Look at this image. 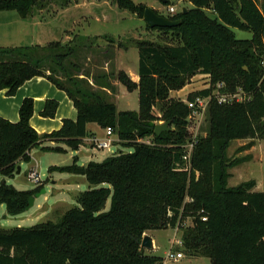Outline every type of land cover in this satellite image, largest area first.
<instances>
[{"label": "trees", "instance_id": "obj_1", "mask_svg": "<svg viewBox=\"0 0 264 264\" xmlns=\"http://www.w3.org/2000/svg\"><path fill=\"white\" fill-rule=\"evenodd\" d=\"M40 1L0 0V11L15 10L26 18ZM185 1L191 4L185 12L181 8L162 15L154 10L180 20L175 26L146 25L160 32V41L135 42L137 82L123 70L81 71L70 59L76 57L75 45L51 41L0 47V89L13 95L26 80L42 76L66 92L77 113L44 133L29 123L31 97L22 99L16 122L0 116L2 176L12 177L20 161L29 162L34 147L65 151L43 146L45 141L77 150L89 122L111 127L118 143L132 148L83 165L74 157L70 164L51 166L85 176L89 187L57 221L0 229V264H162L161 258L145 253L141 240L149 229L168 227L182 230L184 255L206 256L211 264H264V191L252 190L254 180L228 185V169L243 159L226 153L233 139L248 138V145L264 139V0L261 7L259 0ZM115 2L140 18L147 7L132 0ZM230 27L251 37L236 38ZM196 73L208 74L210 87L189 92L186 100L170 95ZM109 77L127 91L138 90L137 110H117L100 88H113ZM218 83L220 92L241 90L244 99L218 102L212 94ZM196 97L209 98L208 126L203 136L190 139L185 126L193 109L186 101ZM57 106L56 100L46 99L40 115L53 117ZM153 108L173 128L156 135ZM189 142L193 146L184 160ZM41 187L19 190L1 180L0 208L4 205L8 215L22 213ZM108 198L109 208L103 211Z\"/></svg>", "mask_w": 264, "mask_h": 264}, {"label": "rangeland", "instance_id": "obj_2", "mask_svg": "<svg viewBox=\"0 0 264 264\" xmlns=\"http://www.w3.org/2000/svg\"><path fill=\"white\" fill-rule=\"evenodd\" d=\"M90 1H93L94 5L86 4L88 0H41L32 8L27 18H21L15 10L0 11V45H45L51 41H58L62 45H75L76 57L70 59L79 64L81 71L93 73L101 70V67L104 66L106 58L101 55L103 53L102 49L107 48L114 56V51L119 49V47L134 46L133 52L135 56L132 54L131 57L134 56L137 64L138 52L135 42L144 39L160 41V32L148 30L143 18L138 17L127 9L118 8L115 0ZM132 1L134 3H142L149 8L154 7L162 15L170 13L168 6L161 4L159 0ZM77 3L78 5H76ZM260 4L261 0L258 1L259 7H261ZM170 5L174 6L175 10L178 11L183 6L186 7L191 4L185 0H172ZM207 13L210 16L214 15L211 11H207ZM102 14L104 16L98 18L95 16ZM95 17L100 20H95ZM230 28L236 38L251 37V33L248 31L235 27ZM96 33H99V37L95 35ZM68 35H73V40H68ZM83 36H88V40L84 41L85 37ZM110 67L113 68L114 66L110 65ZM70 69L76 72V69L72 67ZM45 72L49 73L48 70H45ZM206 78L208 77L203 75L195 76V78L190 80L189 83L191 84L188 87L181 89L179 93H171V95L175 98L186 100L187 89L195 88V90H199L207 88L204 87L206 84L204 79ZM236 93L238 95L244 94L241 90H237ZM118 109L137 110L138 91L135 90L124 96L118 103ZM154 113L158 116L155 123L165 121L161 120V113L158 110ZM186 121L185 130L190 139H195L206 133L208 126L206 109L196 112L192 111L186 117ZM169 128H173V125L169 124ZM144 141L148 142V139H144ZM248 142H250L248 138L233 139L226 149L227 156L230 159H243L241 163L228 169L230 174L228 185L254 180L255 185L252 190L264 191V139H254L250 145H248ZM119 144L117 147L114 145L109 149L93 150L88 145H83L80 148L77 163L83 165L90 160L100 161L104 157L120 150L122 152L132 150L131 147ZM42 145L66 147V145L61 143H52L50 141H45ZM91 152L93 155L90 154ZM30 153L33 159L29 163L21 161L19 163V173L15 172L12 177H5L0 174V181L4 180L19 190L33 189L38 185L33 184L26 178V172L30 166L37 164L40 178L42 179V187L35 193L41 189H44V192H40L38 196H35L34 193L33 205L17 215H8L5 206L2 205L0 208V229L29 227L48 220L57 221L67 209L77 205L76 195L89 187L85 179L83 183L82 179H72V176H75L74 174L50 169L54 165L62 166L72 163L73 158L70 153L45 150L40 146L32 148ZM109 203L110 198L107 199L103 211L109 208ZM190 223V219H187L186 224L189 225ZM153 234L157 239V247L150 253L161 258L162 264H211L206 256L184 255L177 260L167 257L168 252L175 253L180 251L185 253L182 243L178 244L176 242H181L182 230L178 227L157 229L154 230Z\"/></svg>", "mask_w": 264, "mask_h": 264}, {"label": "crops", "instance_id": "obj_3", "mask_svg": "<svg viewBox=\"0 0 264 264\" xmlns=\"http://www.w3.org/2000/svg\"><path fill=\"white\" fill-rule=\"evenodd\" d=\"M86 4L94 5L93 1L89 2V0ZM76 5H78V3ZM151 9L156 10L154 7H151ZM95 16L98 18V17L104 16V14L100 16H97V15ZM96 17H95V20H97ZM95 35L98 36L99 33H96ZM68 36H67L68 40H73V37H74L73 35L72 36L68 35ZM83 37H85L84 41L88 40V36H83ZM99 39L104 40L103 38H99ZM6 46L0 45V47H6ZM133 47L134 46H131V47L129 46L126 48L119 47V49L114 51V56L111 54V52L107 48L102 49L103 53H101V55L104 56L106 59L104 60V66L101 67V70L96 71V72L109 73L112 71L123 70L129 75V77L133 81L137 82L139 78L138 77V59H137V64H136V59L134 58L135 54L133 52L134 50ZM137 52H138V49H137ZM132 54L134 55L133 57H131ZM110 65H113L115 68L114 67L111 68ZM198 75H203L205 77L209 76L206 73H196L195 75L191 77V79L195 78V76H198ZM208 80H209V77L204 79V82H207ZM109 81L112 84L113 88H106V87L105 88L100 87V88L106 90L108 99L112 101L116 105L117 110H119L118 103L121 101L122 98H124V96L128 95L130 91H127L125 86L122 85L115 78L109 77ZM190 84L191 83H187L181 89L188 87ZM94 86L96 87V85ZM205 86L206 84L204 85V87ZM181 89L172 90L170 92V95L171 93H179ZM192 91H195V88L187 89L186 93L188 94L189 92H192ZM24 97H31L33 99V112L29 119V123L38 133L50 132L52 130L58 129L62 124V119L64 118H69L73 120L76 118V114H77L76 109L73 106L72 100L68 97L66 92L62 89L57 88L51 81H49L47 78L42 77V76H35V77H32L26 80L23 84H21L16 89V92L13 95H7L6 89H0V116L12 122H16L19 119L18 109ZM46 99H54L58 102V106L56 108V111L53 117H43L40 115V111L43 109ZM124 110H129V109H124ZM86 129L88 131V135L82 139V144L79 146L77 150H71L67 146L62 147L65 150L63 152L70 153V155H72V158L76 157L77 162H78L80 148L83 145H88L89 148H91V150L97 149L93 145L92 138L104 136V128L99 127L96 123H93V122L87 123ZM112 138H113V146L115 145L117 147L118 145H120L119 143H117V137L115 133L112 135ZM51 142L53 143V141ZM61 144L65 145L64 143H61ZM49 147H54V146H49ZM90 154L93 155L92 152ZM31 157L32 156L30 153V161L33 159ZM74 175L75 176H72L73 177L72 179H82L81 181H83V183H84V179L85 181H87L85 176L83 175H78V174H74ZM154 230H157V229H149L145 232V234L151 237L152 244H153V247L151 250L144 248L145 253H150V251L154 250L157 247V239L153 234Z\"/></svg>", "mask_w": 264, "mask_h": 264}, {"label": "built area", "instance_id": "obj_4", "mask_svg": "<svg viewBox=\"0 0 264 264\" xmlns=\"http://www.w3.org/2000/svg\"><path fill=\"white\" fill-rule=\"evenodd\" d=\"M168 10L171 14L176 11L174 6H171V5L168 6ZM263 63H264V60H263ZM207 82H206L205 87L208 88V87H210V80H208ZM221 87H222V85L218 83L212 92V94L217 97L218 102H227V101H232L233 99L243 100L245 97L244 95H241V94L238 95V93H236V92L222 93L219 91V89ZM208 99L209 98L196 97L195 100L186 101V102H187L188 106L193 109V112L194 111L196 112V111L204 110L206 108V104H207ZM153 110L155 112L156 108H153ZM113 134L114 133H113V130L111 127L108 126V127L104 128V136L103 137L92 138L93 145L97 149H105V148L109 149V148H111L113 146V138H112ZM192 146H193V142H189L188 144L185 145V153L182 156V158L184 160L189 158ZM37 167H38L37 164H33L32 166H30V168L26 172V178L30 182H32L33 184L39 185L42 183V179L40 178L39 170ZM202 219L205 220L206 218L202 217ZM176 242L178 244H181L180 241H176ZM183 256H184V253H182L180 251H177L175 253H173V252L167 253V257L171 258L173 260L180 259Z\"/></svg>", "mask_w": 264, "mask_h": 264}, {"label": "water", "instance_id": "obj_5", "mask_svg": "<svg viewBox=\"0 0 264 264\" xmlns=\"http://www.w3.org/2000/svg\"><path fill=\"white\" fill-rule=\"evenodd\" d=\"M161 2H164L165 0H159ZM185 7H182V12H185ZM143 19L148 27H155V26H175L180 23V20H170L166 17L157 14L153 9L146 7L143 14ZM169 130V121H164L161 123H156L154 127V133L158 135L162 131ZM20 172V165H17L16 173ZM40 192H44V189H41L39 192L35 193V196H38ZM34 202V195L29 197L28 199V205L26 206V209L31 207ZM141 246L151 250L153 247L152 239L149 235L144 234L141 240Z\"/></svg>", "mask_w": 264, "mask_h": 264}]
</instances>
